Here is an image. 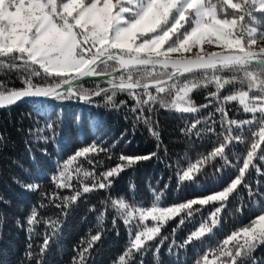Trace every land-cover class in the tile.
<instances>
[{
  "label": "snow or ice",
  "instance_id": "snow-or-ice-1",
  "mask_svg": "<svg viewBox=\"0 0 264 264\" xmlns=\"http://www.w3.org/2000/svg\"><path fill=\"white\" fill-rule=\"evenodd\" d=\"M258 44V50H254L253 46ZM205 45L215 46L220 51L206 50ZM0 69L15 70L24 85L14 88L0 82V109L27 100H74L114 110L123 107L158 141L160 134L153 121L157 104L166 110L199 114L203 109L213 107L215 101L214 111L221 113L219 135L223 136L224 142L208 156L196 163H188L184 169H180L177 161V189L184 182L195 183L201 167L210 158L219 156L225 164H231L225 148L232 141L244 142L246 125H259V132L252 133L254 139L242 166L237 167L238 174L210 194L186 199L173 206L161 204L162 193L158 190H153L151 206L126 203L123 197L101 200L103 208L96 216V231L87 240L82 237L73 247L72 264H88L94 245L106 235V209L109 207L118 210V218L123 219L129 235L127 248L114 264H145L143 257L149 252L153 253L156 264H161L158 257L166 241L169 242L167 251L171 254L174 248L187 251L190 245L195 251L197 243H205L207 234L215 235L214 229L221 225L222 210L240 194L238 188L247 189L250 199L256 196L246 174L251 167L257 174L264 175L261 168L264 164V148H261L264 144V0H0ZM85 78H106L108 87L97 84L93 89L86 88L82 83ZM37 80L41 82H35ZM237 83L246 85L248 90L241 88L232 94L221 95L225 86ZM209 85H214L216 90L208 93V103L196 105L190 94ZM151 89H155V94ZM253 89L257 92L250 95ZM118 93H126L134 103L129 106L126 100L117 102ZM230 101H239L245 113L253 114L252 118H229L224 105ZM41 119H44L42 115ZM209 120L211 125L197 128L201 123L207 125ZM59 123V118L57 122L45 119L52 137L57 135ZM216 123L210 111L203 118L194 115L192 122L181 131L190 135L196 129L195 135L199 137L205 131L215 133L212 125ZM34 128L44 132L38 124ZM257 136L259 138L255 139ZM37 139L47 143L49 136H37ZM122 141L131 143L125 140L123 133L110 142L105 136L98 137L56 165L49 180L58 188L72 189L69 195L41 191L40 175L52 170L47 169L46 162L33 161V167L39 168L37 182H20L21 187L27 192L39 193L40 207L52 205L60 212L56 219L45 218L35 206H30L29 214L17 219V226L28 237L25 259L19 264H46L47 254L63 231L68 210L85 194L96 190L110 192L121 173L144 161L155 160L165 163L166 167L171 166L161 157L159 142L157 151L131 155L113 151ZM5 143L6 139L0 133V146ZM163 151L166 157L167 149ZM101 153L108 161L115 159L116 163L105 167L103 159H96ZM80 157L89 165L104 170L97 175L78 164L75 172L78 177L82 173L83 179L78 180L77 187L71 183L70 168ZM237 164H241L239 158ZM221 171L216 168V172ZM89 179L91 183L84 182ZM129 187L133 190L135 185ZM0 202H3L2 198ZM210 204L215 206L199 222V227L177 244L174 237L180 226L186 221L191 222L190 218L194 219L201 210L194 206ZM89 210L96 211L95 205ZM237 211L243 213L244 209L241 207ZM137 216L138 222L133 224ZM176 217L179 220L172 228L170 240L169 235L161 233V228ZM118 218L112 219L117 235ZM149 219L155 222L151 226L144 223ZM2 223L3 216L0 215ZM40 225L44 226L42 230ZM36 237L41 239L36 240ZM260 246H264V207L250 217L247 224L224 238L218 254L227 259L221 264H261L260 258L254 255ZM193 264H209L208 255L195 259Z\"/></svg>",
  "mask_w": 264,
  "mask_h": 264
},
{
  "label": "trees",
  "instance_id": "trees-1",
  "mask_svg": "<svg viewBox=\"0 0 264 264\" xmlns=\"http://www.w3.org/2000/svg\"><path fill=\"white\" fill-rule=\"evenodd\" d=\"M238 2V0H236ZM231 75V73H226ZM0 82L8 87L22 88L19 75L12 69H0ZM40 83L41 81H35ZM86 88L93 89L99 84L101 87H108L106 82L89 81L83 83ZM248 90L246 85L239 83L236 85H227L221 95L232 94L239 90ZM214 85L207 88L194 90L190 96L196 105L208 103L206 97L210 91H215ZM155 94V89H151ZM256 89L250 91V95L255 94ZM174 97H169L172 99ZM100 99V98H96ZM118 101L126 100L131 106L134 101L129 99L126 93H118L115 98ZM215 106V101H213ZM214 106L203 109L199 114L179 113L175 110H166L156 105L153 113V121L156 130L159 132V141L150 135L147 127L134 121V117L127 108L120 110L110 109L104 106L96 107L84 103L72 101H42V102H23L16 106L9 107L0 111V133H3L6 143L0 146V215L3 216V223L0 224V264H19L25 259V249L27 244V234L17 226V219L23 218L29 214L30 206H35L39 214L45 218L51 216L56 219V214L60 209L48 205L46 208L40 207L39 193L27 192L21 187L20 182H37L36 176L39 168L33 167V161L38 160L41 163L46 162L48 171L45 175H40L38 183L41 185V191L58 193L60 195H69L72 189L58 188L56 184L50 182L49 177L54 174L56 165L67 160L76 150L91 143L93 139L105 136L107 141L113 138H119L124 134L125 140H130V144L123 141L113 151L118 153L123 151L131 155H144L157 151V143L161 144L160 155L164 157L171 165L166 167L165 163H159L155 160H149L139 163L132 169L121 173L116 179L115 185L110 192L96 190L85 194L79 201L71 205L69 214L63 224V231L56 239L53 250L47 254L46 264H72V257L75 253L73 247L80 243L81 238L88 239L91 233L96 231V216L103 206L101 200L110 197L119 200L124 198L126 203H138L145 206H151L154 202V191L162 193L161 204L164 206H173L186 199L200 197L204 194H210L222 183L234 177L237 173V167L242 166V160L254 139L253 132H259V125L245 126L244 142L232 141L226 148L231 164H225L219 156L210 158L201 167L197 174L198 179L195 183L184 182L177 189V171L176 162L179 161L180 169L187 167L188 163H196L203 156H208L220 143L224 142L223 136L219 135L221 131L220 118L221 113L214 111ZM229 118L236 120L251 119L252 113H245L243 106L239 101H230L224 105ZM213 112V118L217 121L215 125L216 132H202L199 137L195 135L196 129L192 130L190 135L182 132V128L192 122L194 115L205 117L208 112ZM44 119H41V115ZM126 113H128L126 115ZM259 116V113L256 114ZM57 135L52 137V133L47 129L45 119L48 122H57ZM44 129V132H37L34 125ZM135 124V126H134ZM211 120L207 125L201 123L197 128H206L211 125ZM32 131H29V129ZM49 136L46 143L43 139H37V136ZM259 137H255L258 139ZM264 148V144L261 145ZM164 149H167V156L164 155ZM259 154V150H258ZM237 158L241 164H237ZM96 159H103L104 166H113L116 161H108L103 153ZM254 163H261L254 161ZM97 175L104 168L89 165L83 157L77 158L70 168L72 177L71 183L79 187L78 180L83 179V174L78 177L75 172L77 165ZM216 168H221V172H216ZM264 171V164H261ZM58 174V173H56ZM246 178L256 193L254 198L249 197L247 189L238 188L239 195L221 213V225L214 229L215 235L207 234L204 244L197 243L195 251L193 246H188L187 251L181 248H174V252L169 254L167 251L168 241L161 246V255L158 257L161 264H193L195 259L202 258L204 254L208 257H216L219 254L224 238L231 231L248 223L250 217H253L261 207H264V175L257 174L249 169ZM85 183H91V180H85ZM130 184H134L133 190H130ZM168 185L165 188V185ZM55 200V197H53ZM10 202V204L4 203ZM59 202V201H56ZM47 204V201H45ZM95 205L96 211H90V207ZM215 205L201 207L195 205L194 208H200V212L195 214L191 222L186 221L181 225L175 234L177 244L189 234L190 231L199 227V222L205 219L210 210ZM243 207V213L237 211ZM183 215V213H182ZM119 217V212L115 207L106 209V235L101 242H97L92 250L93 254L88 264H114L119 255H121L128 246V229L123 223L122 218L117 219L119 235L112 227V219ZM60 219H64L60 217ZM179 217L167 221L161 228L162 234H167L170 240L173 227L177 226ZM137 222L133 221V224ZM43 225L39 228L42 230ZM142 227V224H141ZM36 240L41 239L36 237ZM159 239V237H157ZM148 243H155L149 241ZM38 250V249H37ZM254 255L264 264V246H260ZM226 257H219L218 263L226 260ZM145 264H156L153 253L149 252L144 257Z\"/></svg>",
  "mask_w": 264,
  "mask_h": 264
},
{
  "label": "rangeland",
  "instance_id": "rangeland-1",
  "mask_svg": "<svg viewBox=\"0 0 264 264\" xmlns=\"http://www.w3.org/2000/svg\"><path fill=\"white\" fill-rule=\"evenodd\" d=\"M259 47V44L256 45V46H253L254 50L258 49ZM205 48L206 50H213V51H220V49L216 48L215 46H208V45H205ZM135 222H138V216H137V219L136 220H133ZM144 223L148 224L149 226L153 225L155 222L152 221V220H148V221H145ZM142 227H143V224H142ZM221 257L220 255L218 256H214V257H210L209 258V264H216L218 263V258Z\"/></svg>",
  "mask_w": 264,
  "mask_h": 264
},
{
  "label": "water",
  "instance_id": "water-1",
  "mask_svg": "<svg viewBox=\"0 0 264 264\" xmlns=\"http://www.w3.org/2000/svg\"><path fill=\"white\" fill-rule=\"evenodd\" d=\"M256 50H258V49H256ZM159 70V69H158ZM171 69H169V71H170ZM118 74V73H117ZM89 81H104V82H106V78H85L83 81H82V83H84V82H89ZM29 101H33V100H27L26 102H29ZM33 102H42V101H40V100H36V101H33ZM7 108H9V107H5V108H3V109H0V111L1 110H4V109H7Z\"/></svg>",
  "mask_w": 264,
  "mask_h": 264
}]
</instances>
